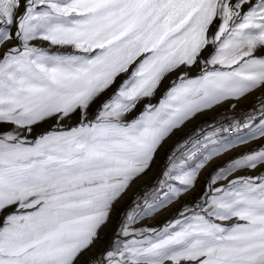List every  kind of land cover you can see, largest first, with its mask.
<instances>
[{
	"label": "snow or ice",
	"instance_id": "6c2138e0",
	"mask_svg": "<svg viewBox=\"0 0 264 264\" xmlns=\"http://www.w3.org/2000/svg\"><path fill=\"white\" fill-rule=\"evenodd\" d=\"M0 264H264V0H0Z\"/></svg>",
	"mask_w": 264,
	"mask_h": 264
},
{
	"label": "rangeland",
	"instance_id": "374dc122",
	"mask_svg": "<svg viewBox=\"0 0 264 264\" xmlns=\"http://www.w3.org/2000/svg\"><path fill=\"white\" fill-rule=\"evenodd\" d=\"M51 123V122H50ZM50 123H48V124H50ZM49 126V125H48ZM40 128H42V126H40V127H38L35 131L36 132H39V131H41V129ZM47 128V127H46ZM171 141V140H170ZM169 141V142H170ZM168 142V143H169ZM167 143V144H168ZM167 144L165 145V151L167 152ZM255 145H248L247 147H254ZM246 149L245 148H240V149H238L237 151H245ZM165 152V153H166ZM228 155H235V153H229ZM165 156V155H164ZM164 158V157H163ZM163 158L161 159V161L163 160ZM223 159H227V156L226 157H224ZM160 161V162H161ZM220 161H217V162H215V163H219ZM208 171H211V166H210V168L208 169ZM208 171H206L203 175H202V177H201V182L200 183H198L197 184V187H196V189L193 191V193L192 194H190L188 197H186L185 199H187V200H193V198L197 195V193H199V191H200V188H201V186H202V183H203V181H204V177H206L207 176V174H208ZM239 174H241V175H243V174H245L244 172H241V173H239ZM151 175V174H150ZM137 183H139V182H137ZM170 215V213L169 212H164V213H162L161 214V218H163V217H167V216H169ZM151 223H152V226H156V221H151ZM230 223V222H229ZM111 227H112V225H109V228L108 229H106V231H107V233H108V235H110L111 234ZM83 259V258H82Z\"/></svg>",
	"mask_w": 264,
	"mask_h": 264
},
{
	"label": "crops",
	"instance_id": "0c3cea01",
	"mask_svg": "<svg viewBox=\"0 0 264 264\" xmlns=\"http://www.w3.org/2000/svg\"><path fill=\"white\" fill-rule=\"evenodd\" d=\"M251 99H252V98L249 97L247 100H245V101L242 103V105H244L245 103L249 102ZM153 102H155V101H153ZM221 109H222V108H221ZM221 109H219V111H220ZM209 115H211V114H209ZM197 122H198V121H197ZM49 123H50V122H49ZM194 123H196V122H194ZM48 125H49V124L41 125L42 128H40V129L42 130L43 128L48 127ZM188 127H192V125L190 124V125H188ZM165 152H166V151H165V148L161 150V152H160V154L158 155V158H157V164L160 163L161 159H162V158L164 157V155H165ZM154 171H155V165H154Z\"/></svg>",
	"mask_w": 264,
	"mask_h": 264
},
{
	"label": "built area",
	"instance_id": "2783aa9c",
	"mask_svg": "<svg viewBox=\"0 0 264 264\" xmlns=\"http://www.w3.org/2000/svg\"><path fill=\"white\" fill-rule=\"evenodd\" d=\"M250 101H251V100H250ZM250 101H249V102H250ZM249 102L245 103L244 105H241V107H246V106L249 104ZM239 110H240V109H237V111H239ZM220 111H223V109H221ZM175 140H176V137H173L172 140L167 144V148H166L167 150L173 145V143H174ZM161 162H162V161H161ZM161 162H160V163H161ZM160 163H159V164H160Z\"/></svg>",
	"mask_w": 264,
	"mask_h": 264
}]
</instances>
